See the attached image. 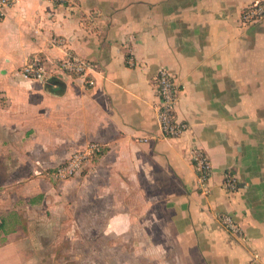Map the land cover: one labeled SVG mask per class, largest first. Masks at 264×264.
Wrapping results in <instances>:
<instances>
[{
    "label": "crops",
    "instance_id": "crops-1",
    "mask_svg": "<svg viewBox=\"0 0 264 264\" xmlns=\"http://www.w3.org/2000/svg\"><path fill=\"white\" fill-rule=\"evenodd\" d=\"M254 1L264 2L12 0L0 19V264H27L11 241L23 226L5 229L9 209L44 205L55 191L44 177L64 181L55 166L93 142L101 151L64 182L81 188L82 206L110 197L130 208L115 212L114 232L129 230L139 195L147 214L161 201L184 264H248L251 250L264 264V19L238 21ZM66 51L94 65L92 87L66 75H15L33 54L50 65ZM159 67L179 85L175 113L187 128L178 138L161 137L152 108ZM195 146L212 164L207 195L189 160ZM227 170L238 181L232 193ZM31 175L42 178L25 182ZM219 213L234 218L245 242L218 225Z\"/></svg>",
    "mask_w": 264,
    "mask_h": 264
},
{
    "label": "rangeland",
    "instance_id": "rangeland-1",
    "mask_svg": "<svg viewBox=\"0 0 264 264\" xmlns=\"http://www.w3.org/2000/svg\"><path fill=\"white\" fill-rule=\"evenodd\" d=\"M35 175L25 176L24 181L32 183L42 178ZM44 178L53 183L54 194L48 195L44 205L39 207L10 208L5 226L8 230L16 228L17 224L23 226L18 238L11 241L20 249L27 264L186 263V258L179 254L178 241L170 237L174 233L166 224L167 213L161 201H151L153 214L149 211L147 214L141 205L143 198L138 195L131 209L130 228L119 234L113 231V216L117 211H130V208L111 206L110 197L103 202L86 201L82 206L81 188L73 189L65 184L66 180ZM3 242L5 239L0 238V245Z\"/></svg>",
    "mask_w": 264,
    "mask_h": 264
},
{
    "label": "built area",
    "instance_id": "built-area-1",
    "mask_svg": "<svg viewBox=\"0 0 264 264\" xmlns=\"http://www.w3.org/2000/svg\"><path fill=\"white\" fill-rule=\"evenodd\" d=\"M45 1L61 7H67L71 3V0ZM11 3L12 0H0V19L5 16ZM261 19H264V2L254 1L242 8L238 21L241 26H247ZM51 42L55 45H63V40L59 37H53ZM128 60L132 66L134 64L132 59L129 58ZM93 68L94 65L90 61L76 53L66 51L60 59L50 65L40 54H33L23 66L16 70L15 75L26 81L38 82H46L51 76L66 75L82 78L86 86L92 87L95 84L94 78L90 76V71ZM152 83L157 95V102L152 108L160 135L163 138H178L187 128L186 123L178 119L175 113L179 85L165 67L157 69ZM141 140L147 141V138L143 137ZM100 151V145L94 142L74 151L67 160L55 166L54 176L58 180H67L74 177L81 171L85 163ZM189 160L195 172L197 188L201 194L207 195L210 191L209 180L212 174L210 159L201 148L195 146L190 151ZM237 186L236 175L230 170L225 171L223 174L224 190L232 193L237 190ZM216 221L228 234L241 242L246 241L241 226L230 214L219 213L216 215ZM248 264H261L258 251H250Z\"/></svg>",
    "mask_w": 264,
    "mask_h": 264
}]
</instances>
